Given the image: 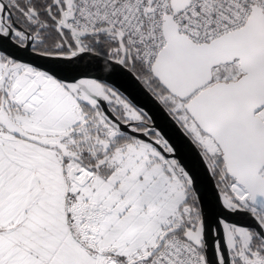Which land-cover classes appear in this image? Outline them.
I'll return each mask as SVG.
<instances>
[{
    "label": "snow or ice",
    "instance_id": "snow-or-ice-1",
    "mask_svg": "<svg viewBox=\"0 0 264 264\" xmlns=\"http://www.w3.org/2000/svg\"><path fill=\"white\" fill-rule=\"evenodd\" d=\"M0 264H264V0H0Z\"/></svg>",
    "mask_w": 264,
    "mask_h": 264
},
{
    "label": "water",
    "instance_id": "water-1",
    "mask_svg": "<svg viewBox=\"0 0 264 264\" xmlns=\"http://www.w3.org/2000/svg\"><path fill=\"white\" fill-rule=\"evenodd\" d=\"M118 81V86L124 95L130 99L138 108H142L152 118L150 125L162 130L167 134L169 142L179 148L178 155L182 157L183 162L192 169L200 180V186L206 193L211 192V182L206 176L203 164L197 155V150L184 138L177 127L168 118L161 107L144 93L137 84L127 77H114ZM112 83V81H109ZM234 221H239L240 217H232Z\"/></svg>",
    "mask_w": 264,
    "mask_h": 264
}]
</instances>
